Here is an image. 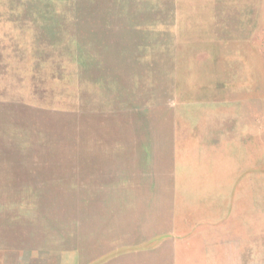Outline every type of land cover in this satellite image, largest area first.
Masks as SVG:
<instances>
[{
	"label": "rangeland",
	"instance_id": "rangeland-1",
	"mask_svg": "<svg viewBox=\"0 0 264 264\" xmlns=\"http://www.w3.org/2000/svg\"><path fill=\"white\" fill-rule=\"evenodd\" d=\"M0 264H264V0H0Z\"/></svg>",
	"mask_w": 264,
	"mask_h": 264
}]
</instances>
